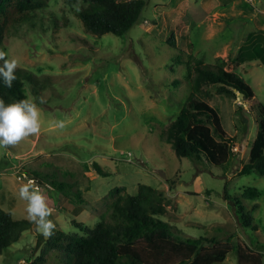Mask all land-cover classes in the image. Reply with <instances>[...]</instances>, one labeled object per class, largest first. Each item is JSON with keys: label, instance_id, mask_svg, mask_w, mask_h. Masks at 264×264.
I'll return each instance as SVG.
<instances>
[{"label": "rangeland", "instance_id": "rangeland-1", "mask_svg": "<svg viewBox=\"0 0 264 264\" xmlns=\"http://www.w3.org/2000/svg\"><path fill=\"white\" fill-rule=\"evenodd\" d=\"M76 8L53 0L37 26L13 29L6 42L7 61L35 73L44 89L34 95L27 87L34 106L13 116L0 107V206L34 223L0 264H30L49 227L79 234L74 220H110L114 200L136 194L140 184L165 191L168 210L160 218L178 236L229 242L234 251L222 264H239L238 250L264 264V177L241 172L258 110L239 92L206 86L196 94L219 111L226 137L235 140L227 167L179 158L167 139L192 91L196 74L188 79L185 63L192 54L209 64L227 61L264 104V59L256 50L264 42V0H147L121 36L88 33ZM173 35L177 48L169 44ZM250 187L260 196L245 198ZM227 195L242 200L249 227ZM45 264H65L64 254L51 253Z\"/></svg>", "mask_w": 264, "mask_h": 264}, {"label": "trees", "instance_id": "trees-1", "mask_svg": "<svg viewBox=\"0 0 264 264\" xmlns=\"http://www.w3.org/2000/svg\"><path fill=\"white\" fill-rule=\"evenodd\" d=\"M51 1L0 0V107L6 116L34 106L29 100L28 88L34 95L41 94L44 89L35 73L7 61V39L13 29L19 31L26 23L37 26L40 12L46 10ZM66 1L77 6L76 13L86 31L96 36L107 33L124 35L135 26L147 5V0ZM51 20L52 27L57 29L59 19L52 15ZM169 44L177 48L174 35ZM256 50L260 52V48ZM185 63L187 78L192 77V71L196 75L188 100L168 126L167 139L176 155L217 167H227L235 158V140L226 137L219 111L196 95L206 86H215L220 93L231 96L241 93L258 110V134L252 145L250 161L241 172L264 177V104L255 101L254 89L239 74L227 70L224 59L215 65L192 54ZM240 110L245 109L242 106ZM95 167L99 174L108 175L99 164ZM243 196L252 199L260 193L250 187ZM227 198L240 222L249 227L252 215L246 211L242 200L237 196L227 195ZM165 200L164 190L140 184L136 194L124 193L114 200L110 220L102 218L95 226L74 220L79 234L49 227L44 246L38 255H32L30 264H45L54 252L64 254L65 264L224 263L234 251L233 245L220 243L216 237L178 236L173 225L160 218L168 210ZM33 228L32 220H16L11 212L0 206V256L19 241L25 231ZM237 253L239 264H262L260 259L249 261L241 250Z\"/></svg>", "mask_w": 264, "mask_h": 264}, {"label": "crops", "instance_id": "crops-1", "mask_svg": "<svg viewBox=\"0 0 264 264\" xmlns=\"http://www.w3.org/2000/svg\"><path fill=\"white\" fill-rule=\"evenodd\" d=\"M264 28V27H263ZM256 36V35H255ZM256 38L257 37H253L251 40L253 41V40H256ZM264 40V39H263ZM263 41L261 40V42L260 43H262ZM258 48H260V52L262 53V55L259 57V58H261L262 57V59H264V42H263V44H261V46H259ZM257 48V49H258ZM260 52H259V54H260Z\"/></svg>", "mask_w": 264, "mask_h": 264}]
</instances>
